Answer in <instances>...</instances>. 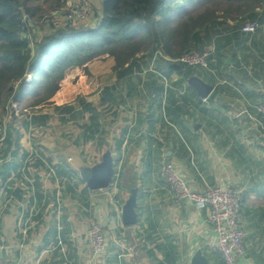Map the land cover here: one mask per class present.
I'll use <instances>...</instances> for the list:
<instances>
[{
  "label": "crops",
  "instance_id": "0c3cea01",
  "mask_svg": "<svg viewBox=\"0 0 264 264\" xmlns=\"http://www.w3.org/2000/svg\"><path fill=\"white\" fill-rule=\"evenodd\" d=\"M149 22L145 48L92 61L91 92L67 107L12 118L0 102L3 264H192L196 253L226 264L210 247L209 208L176 201L163 163L194 191H238L246 254L235 264H264V0H164ZM45 33L33 30L30 45ZM191 50L207 51V66L178 60ZM107 152L111 180L92 189L80 172ZM132 189L135 221L125 224ZM93 222L106 231L98 257Z\"/></svg>",
  "mask_w": 264,
  "mask_h": 264
},
{
  "label": "trees",
  "instance_id": "16d2710c",
  "mask_svg": "<svg viewBox=\"0 0 264 264\" xmlns=\"http://www.w3.org/2000/svg\"><path fill=\"white\" fill-rule=\"evenodd\" d=\"M163 1L101 0L94 27L57 29L31 46L22 15L35 18L43 4L51 8L59 0H0V99L4 90L3 101L14 96L26 112L60 110L80 100L91 92L92 61L129 59L156 35L149 20ZM28 74L34 78L27 81Z\"/></svg>",
  "mask_w": 264,
  "mask_h": 264
},
{
  "label": "built area",
  "instance_id": "2783aa9c",
  "mask_svg": "<svg viewBox=\"0 0 264 264\" xmlns=\"http://www.w3.org/2000/svg\"><path fill=\"white\" fill-rule=\"evenodd\" d=\"M94 0H59V4L41 10L35 18L23 14L22 23L31 41V31L44 30L45 34L61 28H92L97 24L94 17ZM256 23H246L242 30L253 32ZM208 52L191 50L182 53L178 60L188 64L207 66ZM14 106V105H13ZM264 113V104L258 106ZM161 179L167 183L176 201H186L196 208H209V223L215 236L211 249L221 254L226 264H235L238 257L246 254L244 231L240 225L241 196L231 187L209 186L204 192L194 191L172 163H163L159 169ZM86 235L93 257H98L106 246V231L96 222L91 223ZM0 264L3 262L0 261Z\"/></svg>",
  "mask_w": 264,
  "mask_h": 264
},
{
  "label": "water",
  "instance_id": "95a60500",
  "mask_svg": "<svg viewBox=\"0 0 264 264\" xmlns=\"http://www.w3.org/2000/svg\"><path fill=\"white\" fill-rule=\"evenodd\" d=\"M81 177L86 181L88 187L92 189L106 187L112 177L113 167L109 152L103 155L102 161L93 167H86L81 170ZM136 189L131 190V194L123 206L122 217L125 224L135 221V198ZM192 264H207L205 258L196 253L192 258Z\"/></svg>",
  "mask_w": 264,
  "mask_h": 264
},
{
  "label": "rangeland",
  "instance_id": "374dc122",
  "mask_svg": "<svg viewBox=\"0 0 264 264\" xmlns=\"http://www.w3.org/2000/svg\"><path fill=\"white\" fill-rule=\"evenodd\" d=\"M42 7H43L42 10L49 9V8H46L47 7L46 4H43ZM93 12H94V4H93ZM95 16L96 15L94 14V17ZM16 86H17V82L13 84V88H16ZM2 93L3 95L5 94L4 90L2 91ZM3 95H2V98L0 99V102H3L4 100ZM5 103H6V106H8L10 109L11 108L13 109L12 114H10L12 118L16 117V114H21L22 112H25V108H26L25 103L21 102L18 99H15L14 96L9 97V99Z\"/></svg>",
  "mask_w": 264,
  "mask_h": 264
}]
</instances>
